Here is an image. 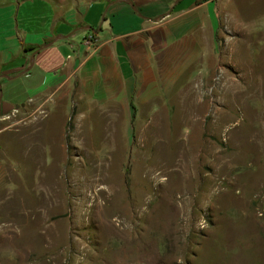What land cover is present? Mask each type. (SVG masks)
<instances>
[{"label": "rangeland", "instance_id": "1", "mask_svg": "<svg viewBox=\"0 0 264 264\" xmlns=\"http://www.w3.org/2000/svg\"><path fill=\"white\" fill-rule=\"evenodd\" d=\"M116 1L0 0V20L38 38L53 10L101 22ZM174 1L128 3L164 14ZM216 7L203 75L195 63L164 100L123 109L66 88L0 121V264H264V0ZM48 79L33 70L11 87L26 99Z\"/></svg>", "mask_w": 264, "mask_h": 264}, {"label": "crops", "instance_id": "2", "mask_svg": "<svg viewBox=\"0 0 264 264\" xmlns=\"http://www.w3.org/2000/svg\"><path fill=\"white\" fill-rule=\"evenodd\" d=\"M129 1L111 3L101 22L100 12L86 20L89 11L77 4L53 10L50 32L47 36L35 35L38 38L24 36L20 30L17 35L7 34V23L0 20V83H7L3 89L8 92L5 101L0 100V121L11 110L26 111L36 106L39 97L54 96L61 89L67 88L87 101H112L126 109L164 100L165 94L175 84H181L182 77L195 63L197 68L191 75H203V61L213 54L215 46L218 0H196L171 14L169 10L158 14L167 7L165 3H152L140 13L134 11ZM8 5L4 9L10 12ZM10 14L9 18L13 15ZM87 23H91L89 27ZM8 26L11 29L12 23ZM78 27L84 32L82 41L75 44L70 40L74 33L65 35L67 30ZM26 47L36 50L25 51ZM65 48L73 55L64 57L61 51ZM33 70L52 79L46 80L43 88H31L35 95L24 99L23 95H16L18 90L21 93V85L11 87L12 82L31 77ZM57 77L58 82L52 85Z\"/></svg>", "mask_w": 264, "mask_h": 264}, {"label": "bare ground", "instance_id": "3", "mask_svg": "<svg viewBox=\"0 0 264 264\" xmlns=\"http://www.w3.org/2000/svg\"><path fill=\"white\" fill-rule=\"evenodd\" d=\"M187 143H188V142H187ZM184 144H185V143H184ZM187 145H188V144H187ZM185 146H186V145H185ZM185 146H184V147H185ZM189 148H190V147H189ZM190 150H191V148H190ZM188 151H189V150H188ZM191 152H192V151H191ZM159 153H160V152H159ZM184 153H185V152H184ZM186 153H187V152H186ZM186 153H185V155H186ZM180 154H181V153H180ZM189 154H190V153H189ZM192 154H193V153H192ZM192 154H191V155H192ZM178 156H179V154H178ZM188 156H189V155H188ZM188 156H187V157H188ZM175 157H176V156H175ZM184 157H186V156H184ZM163 158H164V157H163ZM176 158H178V157H176ZM176 158H175V159H176ZM181 159H182V157H181ZM186 159H187V158H186ZM189 159H191V158H189ZM176 160H177V159H176ZM176 160H175V161H176ZM157 161H158V160H157ZM175 161H174V162H175ZM178 161H179V160H178ZM187 161H188V160H187ZM190 161H192V160H190ZM175 163H176V162H175ZM156 164H157V162H156ZM159 164H160V163H159ZM181 164H182V163H181ZM183 164H184V162H183ZM186 164H187V163H186ZM191 164H192V163H191ZM176 165H177V164H176ZM176 165H174V166H176ZM187 165H188V164H187ZM187 165H186V167H187ZM161 166H162V165H161ZM171 166H172V165H171ZM168 167H170V166H168ZM184 167H185V166H184ZM179 168H180V167H179ZM167 169H168V168H167ZM180 169H181V168H180ZM185 170H186V169H185ZM182 171H183V170H182ZM187 171H188V170H187ZM183 172H184V171H183ZM183 172H182V173H183ZM182 173H181V174H182ZM187 173H188V172H187ZM95 176H96V175H95ZM95 176H94V177H95ZM98 177H99V176H96V178L94 179V181H95L96 183H97V182H100V180L98 179ZM106 187H107V186H106Z\"/></svg>", "mask_w": 264, "mask_h": 264}, {"label": "water", "instance_id": "4", "mask_svg": "<svg viewBox=\"0 0 264 264\" xmlns=\"http://www.w3.org/2000/svg\"><path fill=\"white\" fill-rule=\"evenodd\" d=\"M180 1L181 0H175L174 3H173V5H172V7L169 9V12H171L173 10V7L176 6ZM131 5H132V3H131ZM133 9H134V11H136L135 8H133ZM169 12L167 13V15L169 14ZM36 54H37V51H35L34 53H32V55H31V59L32 60L34 59V57H35ZM0 100H1V98H0Z\"/></svg>", "mask_w": 264, "mask_h": 264}, {"label": "trees", "instance_id": "5", "mask_svg": "<svg viewBox=\"0 0 264 264\" xmlns=\"http://www.w3.org/2000/svg\"><path fill=\"white\" fill-rule=\"evenodd\" d=\"M182 1H183V0H181V1L179 2V4H180ZM177 7H178V5L175 6V7L173 8V10L170 12V14L173 13V11H174ZM24 50H25V51H34V50H36V49L33 48V47H26Z\"/></svg>", "mask_w": 264, "mask_h": 264}, {"label": "built area", "instance_id": "6", "mask_svg": "<svg viewBox=\"0 0 264 264\" xmlns=\"http://www.w3.org/2000/svg\"><path fill=\"white\" fill-rule=\"evenodd\" d=\"M88 41H89V42H91V39L89 38V39H88ZM14 112H16V111H14ZM260 216H261V217H263V215H262V214H260Z\"/></svg>", "mask_w": 264, "mask_h": 264}]
</instances>
